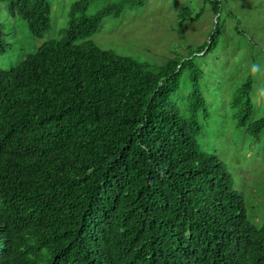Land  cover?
<instances>
[{
    "label": "trees",
    "instance_id": "16d2710c",
    "mask_svg": "<svg viewBox=\"0 0 264 264\" xmlns=\"http://www.w3.org/2000/svg\"><path fill=\"white\" fill-rule=\"evenodd\" d=\"M226 1L204 0L217 21L196 57L220 46ZM94 2H74L58 38L0 68V264H35L44 247V264H90V239L103 264H264V225L200 143L209 86L196 57L152 67L100 48L92 38L102 22L145 0L90 15ZM6 18L41 40L52 33L49 0H0V57L17 43ZM253 90L248 77L228 106L252 145L264 133Z\"/></svg>",
    "mask_w": 264,
    "mask_h": 264
},
{
    "label": "rangeland",
    "instance_id": "374dc122",
    "mask_svg": "<svg viewBox=\"0 0 264 264\" xmlns=\"http://www.w3.org/2000/svg\"><path fill=\"white\" fill-rule=\"evenodd\" d=\"M49 1L53 28L45 40L34 37L19 20H4L10 27V40L17 43L0 57L1 69L16 67L41 44L58 38L67 26L71 5L77 0ZM98 1L91 5L90 15L115 0ZM224 4L227 9L223 8L219 15L220 46L199 57L195 54L210 40L217 21L215 10L204 0H145L144 6L127 8L119 18H106L92 41L104 50L152 67L162 66L169 58L196 57L195 63L206 75L203 84L209 86L204 92L209 115L199 114L203 125L200 143L227 164L236 188L246 197L253 222L257 223L264 219V133L252 145L246 131L236 127L228 106L232 92L252 77L254 119L264 117V0H227ZM183 11L191 15L182 19ZM198 13L200 17L195 19ZM188 77V73L183 76L187 84L184 95L192 88Z\"/></svg>",
    "mask_w": 264,
    "mask_h": 264
},
{
    "label": "clouds",
    "instance_id": "9594fccd",
    "mask_svg": "<svg viewBox=\"0 0 264 264\" xmlns=\"http://www.w3.org/2000/svg\"><path fill=\"white\" fill-rule=\"evenodd\" d=\"M9 34H10V33H9ZM12 42H13V41H12ZM41 45H42V44H41ZM15 46H16V45H15ZM36 51H37V50H36ZM36 51H35V52H36ZM32 53H34V52H32ZM16 166L19 167V166H21V165L18 163V164H16L14 167H16ZM239 185H240V184H239ZM235 190L238 191V192L241 194V196L244 198V200L246 201L245 203H246V206H247V209H248V213H249V208H248L247 200H246V197H245L244 193H243V192L241 193V192L236 188V186H235ZM250 220H251L252 223L255 224L258 228L264 225V219L258 221L257 223H255V222H253V220H254L253 217L250 216ZM14 225H15V218H14L13 221H11V222H9V223L6 224V231L8 230V227H9V226H14ZM16 226H17V228H18L19 230H22V225H21V224H18V225H16ZM16 237L19 238V234H17ZM42 251H43V253H44L43 255H36V256H34V262H35V264H44V263L48 262L49 259L51 258V257H50V251H49V249H48L47 247H44V248L42 249ZM83 255H84V258L86 259V261H87L88 263H90V264H103V261H102V259H101V256H100V252H99V250H98V247H97L96 243H94V242L92 241V239H90L88 245L86 246V249L84 250V254H83Z\"/></svg>",
    "mask_w": 264,
    "mask_h": 264
}]
</instances>
